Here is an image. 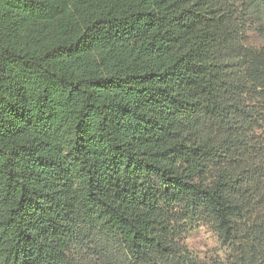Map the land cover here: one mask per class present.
Listing matches in <instances>:
<instances>
[{
  "label": "trees",
  "instance_id": "trees-1",
  "mask_svg": "<svg viewBox=\"0 0 264 264\" xmlns=\"http://www.w3.org/2000/svg\"><path fill=\"white\" fill-rule=\"evenodd\" d=\"M252 14L264 0H0V264H264ZM201 222L226 263L190 249Z\"/></svg>",
  "mask_w": 264,
  "mask_h": 264
},
{
  "label": "rangeland",
  "instance_id": "rangeland-1",
  "mask_svg": "<svg viewBox=\"0 0 264 264\" xmlns=\"http://www.w3.org/2000/svg\"><path fill=\"white\" fill-rule=\"evenodd\" d=\"M251 15V29L247 37V46L261 48L264 46V16ZM190 249L201 261L226 263L229 260V250L222 247L217 235L209 228L207 223H199L187 239Z\"/></svg>",
  "mask_w": 264,
  "mask_h": 264
}]
</instances>
